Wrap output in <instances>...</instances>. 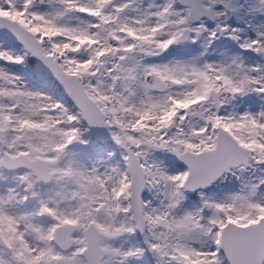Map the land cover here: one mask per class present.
I'll use <instances>...</instances> for the list:
<instances>
[{"label": "snow or ice", "instance_id": "snow-or-ice-1", "mask_svg": "<svg viewBox=\"0 0 264 264\" xmlns=\"http://www.w3.org/2000/svg\"><path fill=\"white\" fill-rule=\"evenodd\" d=\"M0 264H264V0H0Z\"/></svg>", "mask_w": 264, "mask_h": 264}]
</instances>
